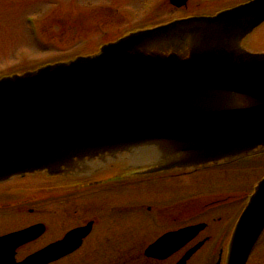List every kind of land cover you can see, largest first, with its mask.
<instances>
[{
    "label": "water",
    "instance_id": "95a60500",
    "mask_svg": "<svg viewBox=\"0 0 264 264\" xmlns=\"http://www.w3.org/2000/svg\"><path fill=\"white\" fill-rule=\"evenodd\" d=\"M187 1L170 0L179 8ZM263 24L264 0H253L1 78L0 184L113 169L149 178L264 152V52L246 46ZM91 229H76L21 263L16 249L38 239L43 225L0 238V264H50L76 251ZM203 229L169 233L147 256L166 259ZM263 233L264 179L234 228L226 264H247Z\"/></svg>",
    "mask_w": 264,
    "mask_h": 264
},
{
    "label": "rangeland",
    "instance_id": "374dc122",
    "mask_svg": "<svg viewBox=\"0 0 264 264\" xmlns=\"http://www.w3.org/2000/svg\"><path fill=\"white\" fill-rule=\"evenodd\" d=\"M216 1L217 3L218 1L222 2V4H218V8H212L214 6L213 2H206L199 8L211 11L220 9L223 5L227 7L228 5H225V3H230V0ZM165 2L166 0H0V70L17 63L20 58H14L19 55V51L24 49L27 51L25 58L27 60L35 59L33 61H40L41 58L53 56V52L41 53L32 47L27 28L24 24V19L28 15H41L46 34L52 37L55 47L57 46L56 48L62 50L69 49L78 42V44L83 43V45H87L86 47H82L81 54H88L95 50L99 44L113 40L121 32L130 28L133 24L132 20L134 22L140 20V14L148 12L147 6L149 4L159 3V5H156V8L159 6V8L164 9L165 14L168 13V10L165 8ZM156 11L157 9L146 17L148 21L158 18L160 11ZM120 19H126L127 22L120 25L121 23L116 22ZM146 20L143 22H146ZM259 36H261V41L264 40V30L259 33ZM228 174L224 171L216 170L179 176L171 182L173 189L171 192L173 195L154 194V196H142L137 193L139 192L136 190L137 188L130 187L127 189H130L132 194L129 198L124 196L127 191L123 193L124 195L117 196L118 199L116 200V198L108 195L109 192L101 190L98 192L92 191V195L79 194L65 204L62 201L61 195L47 197L45 194L37 192V194L31 195L30 202L23 203L17 210H13L14 213H3L0 211V235L22 230L37 223L46 222L47 224L56 226L57 231H62L57 232L59 234L58 238H61L66 232L83 225L88 219L100 213L103 216L102 222L93 234V238L88 240L84 248L73 258L56 264H155L139 260L138 253L141 246L138 245L133 246L130 250V255L125 257L123 251L126 247L123 237L127 236L126 232L129 227L134 229L139 226L138 217L134 216L128 227L125 222L115 221L113 231H109L111 225L107 226L109 220L107 219L105 205L110 204V199H114L115 202L113 204L115 206L129 204V206H134L135 208L144 205L147 209L148 206L156 204L165 211L161 212L159 217L156 214V220L160 228L174 226V222L177 223V226H180L186 221L196 219L199 211L204 210L205 206L212 204L210 203L211 199L213 203L217 200V196L213 199L210 197L214 196L205 195V187H209L207 191L209 193L218 189L219 185H225L226 189L235 187L244 188L252 184L257 177L256 171H248L237 176H234L232 173ZM258 174L263 176L264 172L258 171ZM236 183L238 184L237 186L234 185ZM34 188L35 186L32 189ZM126 199L130 202L127 203ZM97 201H99L97 203L99 209L93 210L87 207L93 206ZM220 201L216 205L221 203V205L229 209H223L219 212L220 215H223L222 225L227 226L239 210L242 200L240 196L224 195ZM80 207L87 208H83L82 212H76L75 208ZM123 209L125 207L117 210ZM30 210L34 211V213H29ZM186 214L188 216L182 217ZM175 218H177L176 221H174ZM144 226L146 229L144 239L142 241H135L134 239V245L145 242L142 245L143 248L157 237L155 235L157 233L156 227ZM64 227H66L65 230H63ZM51 237H54V235H51ZM128 237H131V235ZM106 238H109V244H112L109 249L102 247L100 244L102 241H106L104 240ZM96 240H99L98 245H95ZM43 245H45L44 242L41 243V246ZM96 251L98 254H96ZM111 253H119V256L110 258ZM128 259L130 261H127ZM192 264L202 263L194 260ZM249 264H264V241Z\"/></svg>",
    "mask_w": 264,
    "mask_h": 264
},
{
    "label": "flooded vegetation",
    "instance_id": "af4514ba",
    "mask_svg": "<svg viewBox=\"0 0 264 264\" xmlns=\"http://www.w3.org/2000/svg\"><path fill=\"white\" fill-rule=\"evenodd\" d=\"M194 0H189L187 8H185L184 14L189 16L194 14L193 12H189V5L191 4L190 2H192ZM235 2L232 4H238V3H242V2H246L248 0H234ZM197 7L199 8L200 3L196 4ZM197 13V12H196ZM210 170V169H209ZM246 170H241L240 168H232L230 169L227 173V175H229L228 173H232L234 176L237 175H242L246 172H243ZM177 178V176H170L168 178H161V179H157V180H150V181H143V182H138V183H129V184H123V185H119V184H115L113 183L112 179L109 177H105V178H101V179H96V180H92L86 183H81L80 185H72V184H66L64 185L63 189L61 190V192H64L61 197H62V201H64L63 203H67L69 200L74 199L76 196H78L79 194H85V195H92V191L94 192H98L101 190H105L106 192H109L108 195L112 196L114 198H116V200L118 199L117 196L119 197L120 195H124L123 193L125 191H127L125 193L124 196H127L128 198L130 197L131 192L130 189L127 190L128 188L132 187V188H137L136 190L139 191L137 193H139V195L142 196H154V194H170L173 195L171 191H173L172 189V184L171 182L174 181ZM235 186H237L238 184H234ZM218 189H215L213 191H211L210 193L207 192L209 190V187H205V195L207 194V196H211L214 195V197H210L215 199L216 196L218 197L217 200L214 201V203L212 202V199L210 200L212 204L207 205L204 207V210L199 211V213L197 214L196 219L193 220H189L186 221L183 225L177 226L176 222H174V226H169V227H159L158 226V222L156 220V214L159 217V215L161 214V212H165L162 210L161 207H159L158 205H154V206H148L147 209L144 207V205H140L139 207H135L134 206H129L126 204H122L121 206H115L113 204L114 199H110V204L105 205V208L107 209V219L109 220L107 222V226L111 225V228L109 227V231H113V227L115 225V221H119V222H125L127 227L129 226V223L131 224V220L132 218L138 217V224L139 226L132 229L131 227H129L127 229V236H124L123 239L124 240V245H125V249H124V255L125 257H127L128 255H130V250L133 246H141L140 252L138 253L139 255V260H144L150 263H155V264H177L178 261L180 259H182L183 256L186 255V253L194 248L196 245L203 243L202 247L192 256V258L188 261L187 264H192V261L194 260H198L200 261L202 264H216L218 262V260L223 259V248H221V245H224L223 243L227 242V239L229 237L230 234V230L232 228H230L231 226H225L224 224L222 225V219L223 216L219 214V212L222 211V209H224L223 207L217 206L215 207V209L212 210V205L217 204L220 199H222V197L224 195H228L226 193H231L229 196H236V195H241L240 191L241 189L239 187H235V188H230V189H226L225 185H219L217 187ZM24 191V189H20V188H0V211L3 213H14L13 210H17V208L20 206L19 203V197L17 194H19V192ZM104 193V192H103ZM211 194V195H210ZM243 198V197H242ZM99 201H97L96 203H94L93 206H87L90 207L91 209H99V207L97 206V203ZM126 202L129 203L130 201L128 199H126ZM222 202V201H220ZM210 206V207H209ZM65 207H67L65 205ZM87 207H80V208H75L77 211L76 212H82L83 208H87ZM121 207H125V209L123 210H117ZM209 207V209H207ZM29 213L33 214L34 211L30 210ZM189 215V213H188ZM187 214L182 216V217H186L188 216ZM8 216V215H7ZM199 216V217H198ZM102 214H98L95 217L88 219L85 223H83V225L79 226V227H84L86 226L89 222L92 223V230L90 235L83 241V244L81 246V248L77 251H75L73 254L68 255L64 258H62L61 260H59L58 262H62L68 259L73 258L76 254H78L79 251H81L84 246L87 244L88 240H91L93 237V234L95 233L97 227L101 224L102 222ZM177 218H175L174 221H176ZM200 223H204L206 224L205 229L199 233L195 239H193L190 243H188L182 250L174 253L173 255H171L169 258L165 259V260H161L157 257H149L147 256V249L154 244L159 238H161L163 235L167 234V233H171V232H175L179 229L188 227V226H192V225H196V224H200ZM45 226V232L44 234L36 241H33L31 243H28L22 247H20L17 251H16V259L17 261H22L24 260L26 257H28L29 255L36 253L37 251H40L42 248L50 246L51 244L63 239V237L69 232H66L61 238H58L59 234L57 232H62V231H57L56 230V226H52L49 223L47 224L46 222L43 223ZM144 225H149L151 227H156L157 233H155V235L157 236L154 240H152L146 247L143 248L142 245H144V243H140V244H135L136 240L142 241L145 237V233H146V229ZM177 226V227H176ZM79 227H75V228H79ZM66 227L63 228V230H65ZM73 230V229H71ZM70 230V231H71ZM12 233V232H11ZM9 234V233H7ZM4 234V235H7ZM4 235H0L4 236ZM51 235H54V237H51ZM131 237H128L130 236ZM135 235V236H134ZM154 235V236H155ZM135 239V241H134ZM53 240V241H50ZM106 241H102L100 244L102 245V247H106V248H110L112 246V244H109L110 240L109 238L104 239ZM50 241V242H49ZM44 242L45 245L41 246V243ZM48 242V243H46ZM134 242V243H133ZM99 244V240H96L95 245ZM107 249V250H108ZM104 250V249H103ZM99 251V250H98ZM257 253L254 252V254L252 255L255 256V254ZM96 254H98V252L96 251ZM114 256H119V253L110 254V258L114 257ZM252 259V258H251ZM127 261H130V259H128Z\"/></svg>",
    "mask_w": 264,
    "mask_h": 264
},
{
    "label": "trees",
    "instance_id": "16d2710c",
    "mask_svg": "<svg viewBox=\"0 0 264 264\" xmlns=\"http://www.w3.org/2000/svg\"><path fill=\"white\" fill-rule=\"evenodd\" d=\"M29 18H31L30 20H28ZM33 18H35V21H33ZM41 17L37 16V15H31L27 18L24 19V24L27 28V32H28V36L30 38L32 47L34 49H36L37 51L41 52V53H52L55 54L57 56V61H67L72 59L75 56H79L81 55V51H82V47H86L87 45H83V43H79L76 42L71 48L69 49H58L55 47L53 41H52V37L48 36L46 34L45 28H44V24L43 21L40 20ZM37 21L38 25H37ZM115 21V20H114ZM116 22H119L121 24L126 23L127 21L125 19H120L117 20ZM117 23V24H119ZM120 24V25H121ZM119 25V26H120ZM142 28V27H140ZM139 29V27H135V29L133 30H137ZM59 40V38H58ZM54 47V48H53ZM91 53H94L91 51ZM90 53V54H91ZM19 57H24V56H16L14 59H17ZM36 68H38V66L33 67V68H22V69H14L13 72L10 71H6V70H0V77L7 75V74H13V73H22L25 71H30V70H35ZM233 168H257V167H262L264 166V156L260 157V158H255L251 161H242L238 164L233 165ZM230 168V167H228ZM41 187L44 186L43 184L40 185Z\"/></svg>",
    "mask_w": 264,
    "mask_h": 264
}]
</instances>
